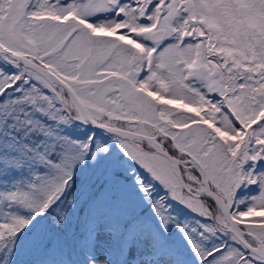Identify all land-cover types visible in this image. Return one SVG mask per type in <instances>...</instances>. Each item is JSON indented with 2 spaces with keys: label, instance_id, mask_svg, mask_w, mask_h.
I'll list each match as a JSON object with an SVG mask.
<instances>
[{
  "label": "snow or ice",
  "instance_id": "6c2138e0",
  "mask_svg": "<svg viewBox=\"0 0 264 264\" xmlns=\"http://www.w3.org/2000/svg\"><path fill=\"white\" fill-rule=\"evenodd\" d=\"M0 264H264V0H0Z\"/></svg>",
  "mask_w": 264,
  "mask_h": 264
}]
</instances>
